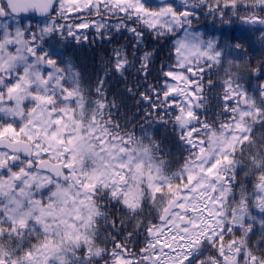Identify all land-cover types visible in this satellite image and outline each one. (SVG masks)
<instances>
[{
  "label": "snow or ice",
  "instance_id": "1",
  "mask_svg": "<svg viewBox=\"0 0 264 264\" xmlns=\"http://www.w3.org/2000/svg\"><path fill=\"white\" fill-rule=\"evenodd\" d=\"M85 9L101 20L66 23ZM197 9L237 16L264 45V0H0V264H264V84L242 83L247 29L234 45L205 39L191 27ZM90 23L101 39L135 41L132 59L113 51L95 99L52 43L79 45L87 35L75 29ZM145 31L168 41L172 63L161 87L127 91L153 110L146 120L171 125L178 165L143 125L137 136L121 123L105 88L137 63L147 80ZM252 71L264 76V63ZM245 168L251 192L237 179Z\"/></svg>",
  "mask_w": 264,
  "mask_h": 264
},
{
  "label": "trees",
  "instance_id": "2",
  "mask_svg": "<svg viewBox=\"0 0 264 264\" xmlns=\"http://www.w3.org/2000/svg\"><path fill=\"white\" fill-rule=\"evenodd\" d=\"M157 0H152V3L155 4ZM177 3V2H176ZM198 13V22L206 19L207 10L201 12L200 9H197ZM247 13L241 12L240 15H246ZM91 15L88 14V10L85 9L83 13L78 17H69L66 23L70 24H79L81 20L91 22L101 20L99 18H91ZM211 16V15H209ZM105 22L115 24L117 19L113 17L111 20H108L107 17L104 18ZM216 21V20H215ZM220 22V21H219ZM35 25V22H33ZM220 25H228L230 27L223 28V33L219 36L220 43H225V41L232 43L233 45L237 43L236 40L231 39L233 36L241 35L242 30L247 29L243 34H247L250 30L248 25H242L237 16L227 13L223 21L220 22ZM138 28H142V25H136ZM238 30V33H236ZM75 31L80 33H85L87 35V40H82L79 45L75 43L71 38H67L66 41L57 43L53 41V45L60 51L65 54V59H70L77 66L81 74L82 86L87 90H92V95L88 99H95V86L96 82L100 78H104L105 66L111 60L113 51L120 49L122 51L127 50L129 52V59H132V47L135 43L131 34L126 31L111 33V38L105 36L101 39L98 33L95 30V26L90 23L89 28L87 29H75ZM229 32V33H227ZM65 43H69L70 46L65 48ZM142 46L136 52V56L139 57L144 51H152L156 55L153 57L152 64L150 65V75L147 77V80L143 79L142 76H138L135 72V68L139 67V64H135V67L131 70V74L127 78H121L119 76L111 75L109 73L107 78V83L105 85L106 92L109 99L116 97L118 102H120V117L121 123L123 124L125 120L129 122V130H135L137 136L141 134L142 125H150V129H145L149 132L150 135H153L157 141H163L167 146V149H170L172 155L167 159L171 164H175L176 160L179 157H182L181 149L179 146L175 145L174 138L170 135L171 125L167 126V130L158 120L145 119V116L149 112H153L152 109L147 108V102H140L141 97L139 94L130 95L128 94L127 89L133 87L138 90V92H144L148 90V85H154L157 88L161 87L160 81H162V72L161 69L167 70V66L172 63L168 59L170 55L171 45L167 40H160L154 38V36L148 32H144V39L141 42ZM245 50L247 55L242 58L240 61L241 66V76L243 80L250 78L256 72L252 71L257 69L264 63V51L260 49L258 51L254 50L251 46V42L247 40L244 41ZM220 76L223 75L221 71ZM213 78H216V73H213ZM244 86L248 89L249 93L252 92L255 88H259L258 85L247 84L242 82ZM216 109L215 103H212L208 112V118L212 119L214 116V110ZM259 127V125H258ZM166 149V150H167ZM247 175V174H246ZM245 173H242L241 176L245 179L247 189L253 188V181L247 179ZM253 211H255L253 209ZM142 245H129L130 248H133L136 251H139V248ZM111 248V244L108 245Z\"/></svg>",
  "mask_w": 264,
  "mask_h": 264
},
{
  "label": "flooded vegetation",
  "instance_id": "3",
  "mask_svg": "<svg viewBox=\"0 0 264 264\" xmlns=\"http://www.w3.org/2000/svg\"><path fill=\"white\" fill-rule=\"evenodd\" d=\"M69 12L67 13V16H69ZM91 18H95L94 15H91L90 16ZM39 19V18H37ZM216 20V21H215ZM221 22V19L219 18V16H209V14H207L206 16V19L201 21L200 23H193L192 24V28L195 29V30H198L205 39H209V38H218V34H221L223 33V31H226V30H222L223 28H226V27H230L228 25H220V22ZM247 34L249 35L250 37V40H251V44H252V48L256 51L260 50V49H263L264 51V45H262L258 39L259 37V32L257 31H252L251 29L247 32ZM259 68V67H258ZM242 82H246L247 84H251V85H262L264 84V76H260L258 75L257 73L253 74L252 77L250 78H247L245 80H242ZM253 92V88L249 89ZM209 95L211 96L212 93H209ZM143 128L144 129H150V125H143ZM256 128L259 129L258 125H256ZM261 135H264V132H261V131H257L256 132V136L259 137ZM184 155H186V153H184ZM182 160V157H179L177 160H176V163L173 164V165H178L179 162H181ZM242 173H247V169L245 168L244 171H240L238 173V177L237 179L240 180V181H245V179L243 178V176H241ZM247 176V179H249L250 181H254V177L250 176V175H246ZM253 187V186H252ZM253 190V188L251 189H248L249 192H251ZM134 245H142L144 243L143 239L141 237H134Z\"/></svg>",
  "mask_w": 264,
  "mask_h": 264
},
{
  "label": "water",
  "instance_id": "4",
  "mask_svg": "<svg viewBox=\"0 0 264 264\" xmlns=\"http://www.w3.org/2000/svg\"><path fill=\"white\" fill-rule=\"evenodd\" d=\"M179 2L181 3V0H179ZM76 14H79V12H78V13H76Z\"/></svg>",
  "mask_w": 264,
  "mask_h": 264
},
{
  "label": "rangeland",
  "instance_id": "5",
  "mask_svg": "<svg viewBox=\"0 0 264 264\" xmlns=\"http://www.w3.org/2000/svg\"><path fill=\"white\" fill-rule=\"evenodd\" d=\"M70 12H72V11H70Z\"/></svg>",
  "mask_w": 264,
  "mask_h": 264
}]
</instances>
